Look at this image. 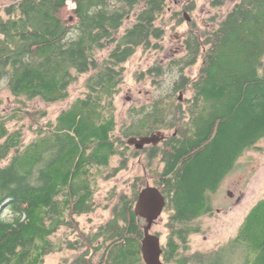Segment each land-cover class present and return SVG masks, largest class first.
<instances>
[{
    "label": "trees",
    "instance_id": "trees-1",
    "mask_svg": "<svg viewBox=\"0 0 264 264\" xmlns=\"http://www.w3.org/2000/svg\"><path fill=\"white\" fill-rule=\"evenodd\" d=\"M168 7L169 0H13L0 8V264H46L63 252L72 253L66 264H145L146 221L135 204L147 177L137 178L131 193L110 192L111 217L96 230L81 231L77 220L93 212L99 180L142 155L166 198L164 264H264V198L234 239L191 253L195 223L212 213L211 194L264 139V0L238 1L214 29L191 24L185 54L146 72L170 78L166 95L132 108L130 125L116 135L125 64L139 49L163 50L159 22ZM198 63L196 77L187 75ZM82 75L83 97L55 119L45 122L46 110L29 108L35 99L68 100ZM3 91L15 100L12 112L3 111ZM182 91L192 95L181 101ZM162 131L159 145H128ZM62 230L76 235L57 237Z\"/></svg>",
    "mask_w": 264,
    "mask_h": 264
},
{
    "label": "rangeland",
    "instance_id": "rangeland-1",
    "mask_svg": "<svg viewBox=\"0 0 264 264\" xmlns=\"http://www.w3.org/2000/svg\"><path fill=\"white\" fill-rule=\"evenodd\" d=\"M12 1L0 0V8L3 9ZM238 1L240 0H228L224 6L214 8L212 0H169L168 11L159 22L166 29L165 40L162 44L163 50L146 52L139 49L125 64V81L121 87V92L115 100L117 115L116 135H121L122 130L130 125V110L132 108L143 107L166 95L167 87L170 84L167 80H170V78H152L146 76V72L156 65L167 66L171 61L181 58L185 54L184 40L188 35L191 24L195 23L202 28L214 29ZM187 6H193V9L190 12L185 11ZM175 14H177V17ZM174 17L176 18L174 19ZM187 17L190 22L187 21ZM134 19L126 22L121 34L128 29ZM106 54L107 52L101 54L100 57L103 58ZM200 63L189 68L186 74L195 78ZM86 78L87 75L80 76L78 81L71 86L69 89L70 98L66 101L46 103L41 99H35L27 104L33 110H46L48 118L45 122L53 120L63 110L68 108L74 100L83 97ZM159 83H162L163 86H159ZM181 95H183L185 100L192 94L190 91H182L179 93V97ZM2 96L6 99L3 111L5 113L12 112L16 106L14 98L7 91H3ZM32 124L30 120H26L23 123L25 125L26 141H30L34 137L33 132L30 131ZM10 126L13 128L16 124L11 123ZM164 134L166 136L165 132ZM144 158V155L132 158L126 169L118 171L114 176H111L109 172L108 178L99 180V190L95 196L93 212L77 219L80 223L81 231L90 233L110 219L113 202L109 200V197L113 189L118 192L131 193L133 185L139 177H147V185L153 186L145 168L146 159ZM117 162V160L114 161L113 167H117ZM262 198H264V139L240 158L234 170L225 177L218 191L211 194L212 213L195 223L199 227L200 232L194 234L191 238V253H209L234 239L246 215ZM166 221L167 216L164 214L152 230L153 234L161 237L163 245H165L169 234ZM68 235L74 238L76 234L72 230H62L57 237L66 239ZM68 256H72V253L63 252L51 255L47 258L46 264H66Z\"/></svg>",
    "mask_w": 264,
    "mask_h": 264
},
{
    "label": "water",
    "instance_id": "water-1",
    "mask_svg": "<svg viewBox=\"0 0 264 264\" xmlns=\"http://www.w3.org/2000/svg\"><path fill=\"white\" fill-rule=\"evenodd\" d=\"M186 19L190 22L188 17ZM180 100H183V95H181ZM163 139L164 135L159 132L151 136L131 138L128 140V145L137 150H143L146 146L158 145ZM165 207L166 198L157 187L147 185L139 192L135 204V213L146 221L142 241V256L145 264H164L161 237L153 234L152 230L163 216Z\"/></svg>",
    "mask_w": 264,
    "mask_h": 264
},
{
    "label": "flooded vegetation",
    "instance_id": "flooded-vegetation-1",
    "mask_svg": "<svg viewBox=\"0 0 264 264\" xmlns=\"http://www.w3.org/2000/svg\"><path fill=\"white\" fill-rule=\"evenodd\" d=\"M165 138H166V137H165ZM160 143H161V142H160ZM158 145H159V144H158ZM154 146H156V145H154ZM148 147H150V146H146L143 150H146ZM143 150H142V151H143Z\"/></svg>",
    "mask_w": 264,
    "mask_h": 264
},
{
    "label": "bare ground",
    "instance_id": "bare-ground-1",
    "mask_svg": "<svg viewBox=\"0 0 264 264\" xmlns=\"http://www.w3.org/2000/svg\"><path fill=\"white\" fill-rule=\"evenodd\" d=\"M163 135H164V138H165V134L164 133H162Z\"/></svg>",
    "mask_w": 264,
    "mask_h": 264
}]
</instances>
